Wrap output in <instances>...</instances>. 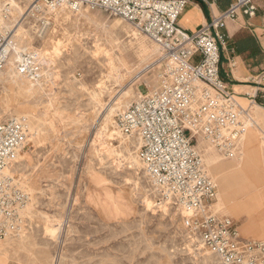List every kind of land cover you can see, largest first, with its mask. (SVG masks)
Returning a JSON list of instances; mask_svg holds the SVG:
<instances>
[{"label": "rangeland", "instance_id": "obj_1", "mask_svg": "<svg viewBox=\"0 0 264 264\" xmlns=\"http://www.w3.org/2000/svg\"><path fill=\"white\" fill-rule=\"evenodd\" d=\"M52 22L40 41L23 29L17 38L40 50L44 80L0 76V123L24 116L32 133L4 173L26 203L18 228L0 238V264H216L186 238L181 214L159 205L137 142L114 133L116 117L147 92L143 82H156L157 47L99 10L62 11ZM244 110L249 117L232 158L198 143L217 186L212 209L232 218L239 234L244 217L233 216V198L223 203L218 181L244 152L259 150L263 167L256 174L264 182V109L246 102ZM253 164L247 161L244 172ZM51 227L58 228L53 237Z\"/></svg>", "mask_w": 264, "mask_h": 264}, {"label": "built area", "instance_id": "obj_2", "mask_svg": "<svg viewBox=\"0 0 264 264\" xmlns=\"http://www.w3.org/2000/svg\"><path fill=\"white\" fill-rule=\"evenodd\" d=\"M256 1L233 0L189 33L177 24L189 0H0V72L12 61L15 72L33 82L44 80L43 59L38 49L18 44V30L40 41L62 11H103L157 47L156 82H143L147 92H139L115 124L137 142V159L159 205L181 214L186 238L208 250L216 264H264V239L241 237L233 219L212 209L217 188L196 147L203 139L224 158L237 153L248 115L219 73L223 30L239 15L254 17ZM195 56L198 62H192ZM250 103L264 109V90ZM30 136L24 116L0 123V238L22 221L26 197L4 170Z\"/></svg>", "mask_w": 264, "mask_h": 264}, {"label": "crops", "instance_id": "obj_3", "mask_svg": "<svg viewBox=\"0 0 264 264\" xmlns=\"http://www.w3.org/2000/svg\"><path fill=\"white\" fill-rule=\"evenodd\" d=\"M232 2L189 0L177 24L184 31L195 33L212 16L226 10ZM255 4L257 11L254 17L239 15L235 21H228L223 30L224 44L219 73L243 107L252 98L258 101L264 90V1L257 0ZM198 60V56L192 58V62ZM199 142L196 144L198 149ZM250 160H254L250 167L252 169L244 172L245 163ZM261 166L260 151L247 150L238 159V164L218 181L223 203L233 198V216L244 217L240 235L245 239H264V207L259 204L264 200V182L256 174Z\"/></svg>", "mask_w": 264, "mask_h": 264}, {"label": "bare ground", "instance_id": "obj_4", "mask_svg": "<svg viewBox=\"0 0 264 264\" xmlns=\"http://www.w3.org/2000/svg\"><path fill=\"white\" fill-rule=\"evenodd\" d=\"M21 31H22V29L20 28L19 30H18V36L20 35V33H21ZM40 51V50H39ZM16 52H18V50H16ZM41 54V53H40ZM52 55L55 57V58H57L58 56H60V48L59 47H56V48H54L53 49V52H52ZM42 57V56H41ZM48 60H50V62H52L53 60L52 59H48ZM48 64H50V63H48ZM6 70V71H5ZM5 70H3V71H1L0 72V76H19V77H23V76H20V75H18L16 72H15V70H14V66H13V62L11 61L10 63H9V65H8V67H7V69H5ZM112 72H115V70H112ZM112 76V75H111ZM25 78V77H24ZM109 78V77H108ZM102 87L104 88V89H106L107 88V86L104 84H102ZM99 89V88H98ZM104 89H102V90H100L99 92L100 93H102L103 91H104ZM99 93V94H100ZM123 95V94H122ZM124 95H125V93H124ZM119 96V95H118ZM138 97V96H137ZM238 101V100H237ZM240 104V103H239ZM240 106L243 108V109H245V107H243L241 104H240ZM257 107H259L258 105H256ZM259 108H261V107H259ZM112 109H113V107L112 106H110L109 107V109H108V115H107V117H106V119L109 117V112L111 113L112 112ZM262 109V108H261ZM246 114H247V112H245ZM248 115V114H247ZM249 117V116H248ZM29 126H30V122H29ZM30 133H31V128H30ZM114 133H116V135L118 134V136L120 135V138H122V136H121V134H120V132L117 130V132L115 131ZM242 135V134H241ZM31 136H32V133H31ZM30 136V137H31ZM240 139H241V137H240ZM240 139H239V141H240ZM202 139H198V141H201ZM198 149V148H197ZM19 154V153H18ZM136 159V158H135ZM17 163V162H16ZM13 166L11 165V164H8L7 165V167L5 168V170H4V173L5 174H10V171H11V168H12ZM215 186H216V184H215ZM216 188H217V186H216ZM216 198H217V195H216ZM162 205H164V204H162ZM166 206V205H165ZM48 230H49V235L50 236H55L57 233H58V228L57 227H51V228H48Z\"/></svg>", "mask_w": 264, "mask_h": 264}]
</instances>
